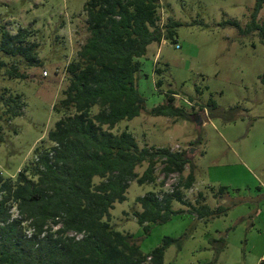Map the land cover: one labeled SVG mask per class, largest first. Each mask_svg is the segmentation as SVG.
<instances>
[{"label":"rangeland","instance_id":"rangeland-1","mask_svg":"<svg viewBox=\"0 0 264 264\" xmlns=\"http://www.w3.org/2000/svg\"><path fill=\"white\" fill-rule=\"evenodd\" d=\"M86 1L0 0V29L15 33L21 27L29 28V41L38 43L41 61L27 67L23 59L0 52L4 61L0 63V93L21 94L24 100L21 115L1 120L0 170L4 177L15 178L34 159L36 146L42 141L48 145V132L61 117L54 107L68 85L66 67L88 36ZM160 3V25L166 32L171 20L173 34L151 43L140 58L137 85L145 97V110L119 121L113 130L128 129L140 146L187 150L194 165L195 189L210 192L227 186L229 194L218 198L208 194L207 202L230 209L227 215L207 220L175 201L173 207L184 211L166 222L151 223L146 232L135 216L142 210L136 198L150 190L162 195L164 188L134 180L127 198L111 209V223L132 233L145 252L159 246L165 236L180 239V244L166 248L162 264H257L264 252V35L262 28L250 27L256 0ZM256 21L264 29V3ZM15 62L26 76L7 73ZM169 90L177 92L175 104L191 117L148 114L167 100ZM97 110L95 106L93 112ZM147 165L137 167L139 176ZM163 166L156 165L159 183L166 174ZM189 170L186 165L184 176ZM195 189L188 191L192 203ZM12 212L17 215L15 207Z\"/></svg>","mask_w":264,"mask_h":264},{"label":"trees","instance_id":"trees-1","mask_svg":"<svg viewBox=\"0 0 264 264\" xmlns=\"http://www.w3.org/2000/svg\"><path fill=\"white\" fill-rule=\"evenodd\" d=\"M263 3L256 0L250 27L262 28L264 35L263 25L256 21ZM160 8V0L85 2L88 36L66 67L68 85L54 107L61 117L48 132V145L41 144L45 141L37 145L34 159L15 178L4 177L0 170V264H162L166 248L180 244V239L165 236L159 246L145 252L132 233L111 223V209L127 198L132 181L163 188L155 173L158 163L166 175L179 173V180L173 191L160 195L150 190L136 198L142 210L135 216L146 232L151 223L166 222L184 211L173 207L175 201L189 205L200 217L220 216L229 209L196 206L185 199V190L196 180L187 150L140 146L128 129L113 130L119 121L145 110V97L137 85L140 58L151 43L173 34L171 20L163 31ZM232 23L239 26L237 20ZM31 34L26 27L15 33L0 29V52L23 59L27 67L40 65L38 43L29 41ZM18 67L17 62L10 63L7 73L26 76ZM175 94L166 92L167 100L148 114L191 117L175 104ZM23 106L21 94L1 92L0 129L1 120L21 115ZM144 162L148 165L139 176L136 169ZM186 165L190 170L184 176ZM96 177L102 180L96 182ZM227 189L220 186L216 193Z\"/></svg>","mask_w":264,"mask_h":264},{"label":"crops","instance_id":"crops-1","mask_svg":"<svg viewBox=\"0 0 264 264\" xmlns=\"http://www.w3.org/2000/svg\"><path fill=\"white\" fill-rule=\"evenodd\" d=\"M201 124H203V123H201ZM197 182V180H195L194 181V183H193V185L188 189V190H185V192H186V195H185V199L186 200H189V198H188V191L189 190H191V189H193V186H194V189H195V183ZM260 189H261V187H260ZM195 191H197L196 192V197H195V199H194V202L195 203H192L191 202V200H189L190 201V203L191 204H194V205H196V206H200V205H208L211 209H215V208H217L219 205H223V204H218V205H214V206H211L207 201L209 200L210 201V198H208V194H211L212 195V197H214V198H218V197H223V196H225L226 194H229V189H227V191L225 192V193H223V194H221V193H216V190L215 191H213V190H211L210 192L208 191L207 192V190H196L195 189ZM200 193H202L203 194V198H202V196H200ZM184 205H187V204H184ZM189 205H187V207H188ZM226 206V205H225ZM228 206V205H227ZM188 208H191V207H188ZM228 208L230 209V206H228ZM228 209V210H229ZM228 210H226L222 215H220V216H223V215H227V211ZM200 216V215H199ZM200 218H204V219H207V220H209V219H211V218H215V217H207V216H203V217H200ZM254 224V222H252L251 223V225H253ZM262 259H264V252L263 253H261V255L259 256V258H258V263L257 264H259V262H260V260H262Z\"/></svg>","mask_w":264,"mask_h":264},{"label":"built area","instance_id":"built-area-1","mask_svg":"<svg viewBox=\"0 0 264 264\" xmlns=\"http://www.w3.org/2000/svg\"><path fill=\"white\" fill-rule=\"evenodd\" d=\"M44 74L46 75L47 71H45ZM178 180H179V173L177 172H173L168 175L165 174L162 178V181L164 182V185H163L164 190L173 191L175 186L178 184Z\"/></svg>","mask_w":264,"mask_h":264}]
</instances>
